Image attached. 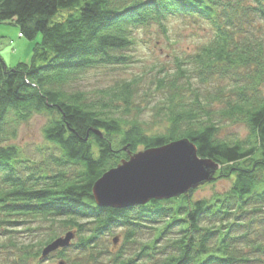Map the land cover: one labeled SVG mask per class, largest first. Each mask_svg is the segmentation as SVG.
<instances>
[{"label":"trees","instance_id":"obj_1","mask_svg":"<svg viewBox=\"0 0 264 264\" xmlns=\"http://www.w3.org/2000/svg\"><path fill=\"white\" fill-rule=\"evenodd\" d=\"M180 16L208 21L214 37L156 77L160 129L135 104L137 79L91 93L72 88L89 69L129 64L137 30L166 32ZM7 21L39 38L28 61L9 67L0 56V235L20 223L43 231L37 242H12L11 264L67 258L70 247L72 264H264V0H0ZM36 114L48 116L47 143L31 156L11 141ZM228 124L247 134L223 133ZM184 138L219 164L214 180H230L229 188L123 209L96 204L104 173ZM115 229L125 234L110 251L105 239ZM71 231L68 246L43 256Z\"/></svg>","mask_w":264,"mask_h":264},{"label":"rangeland","instance_id":"obj_2","mask_svg":"<svg viewBox=\"0 0 264 264\" xmlns=\"http://www.w3.org/2000/svg\"><path fill=\"white\" fill-rule=\"evenodd\" d=\"M66 14L63 12V16ZM250 30L254 31V28L251 27ZM19 33V28L14 23L0 22V56L9 67L28 61L31 58L33 46L39 38L30 40L22 37ZM135 35L136 42L128 52L130 55L129 64L89 69L73 84L72 88L91 93L113 85L116 81L137 79L138 95L134 99L135 104L144 109L142 119L147 121L149 126L158 130L164 124L155 117L153 107L161 99L163 92L156 88L154 82L156 77L164 76L165 71H174L177 59H184L195 53L201 45L213 39L214 28L203 19L180 16L169 19L166 32L155 25L139 29ZM47 122L46 114L34 115L28 121L20 124L18 135L11 142L19 145L27 155L36 156L38 147L45 146L47 143L43 136V128ZM223 133L244 137L247 134V128L242 124H228ZM230 184L231 181L227 179L216 181L213 179L199 186L195 197L210 196L216 191L229 188ZM37 226V223H20L10 227L8 233L1 232L4 235H0V243H5L6 246L0 249V264H11L17 258L16 248L12 242L21 246L30 241L37 242L42 239L41 232L43 231L37 230ZM124 234V230L115 229V232L105 239L110 251H116L121 247ZM116 236L120 240L118 245L114 243ZM148 237V233L142 235L143 240ZM76 242L77 238L74 240V243ZM66 255L67 258H60L56 253L43 264H58L60 260H64L65 264H72V261L78 258L76 257L78 256L77 251L73 247L66 249Z\"/></svg>","mask_w":264,"mask_h":264},{"label":"water","instance_id":"obj_3","mask_svg":"<svg viewBox=\"0 0 264 264\" xmlns=\"http://www.w3.org/2000/svg\"><path fill=\"white\" fill-rule=\"evenodd\" d=\"M218 163L198 155L196 145L187 138L167 145L141 150L108 170L93 186L100 207L123 209L144 205L152 199H170L215 179ZM74 232L55 239L43 250L46 257L68 246ZM118 239H114L117 243ZM62 264V263H61Z\"/></svg>","mask_w":264,"mask_h":264}]
</instances>
